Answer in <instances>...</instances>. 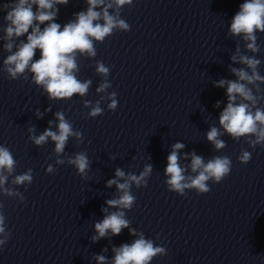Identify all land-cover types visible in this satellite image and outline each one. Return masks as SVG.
I'll use <instances>...</instances> for the list:
<instances>
[{"label":"clouds","instance_id":"obj_1","mask_svg":"<svg viewBox=\"0 0 264 264\" xmlns=\"http://www.w3.org/2000/svg\"><path fill=\"white\" fill-rule=\"evenodd\" d=\"M68 3L69 0H13L11 3L0 4V11L6 13L3 16V39L7 42L3 48L10 53L3 60L0 72L6 74L10 81L21 78L28 81L30 74V83L42 89L49 101L69 100L76 95L85 97L92 81L78 79V58H95L97 43H103L116 31L131 30L127 21L121 18V11L125 6H132L133 0H86V11L75 13V19L61 27V24L54 22L59 12L56 5ZM41 25L46 26L41 29ZM228 33L231 37L243 41L244 49L242 50L238 43L231 55L232 64L229 65V71L235 79L222 78L214 82L215 87L226 89L227 103L219 113V127L210 126L206 139L217 152L227 147L226 142L221 139L225 134L234 141L243 138L249 148L255 149L259 146L264 149V107L260 106L264 101V89L261 88V85H264V76L259 72L261 60L255 58V55L247 54H256L261 50L260 44L257 43V33H264V0H244L231 20ZM25 36L26 42L20 40L18 45L13 40L14 37ZM37 50L39 59H34ZM95 71L102 80L95 89L99 99L95 102L83 101V107L90 109L88 118L103 115L105 109L102 104L105 101H108L109 111L114 112L118 107L117 93L108 91L112 87L109 80L110 66L97 60ZM220 104L221 102L217 101L215 107L219 108ZM50 111L51 104L44 112L36 109L34 114L40 119ZM48 124L49 127L40 135H36L35 126L29 127V140L37 147L44 146L49 140L54 142L55 165L72 166L81 179L87 180L92 163L87 153L81 151L72 155L65 154L69 139L74 138L79 145L83 143V133L74 129L63 111H56L55 121L50 120ZM184 148L185 144L176 142L167 156L164 183L169 192L181 197H185L189 190H195L198 195L206 194L211 191L209 181L219 184L231 173L232 160L226 155H214L205 160L194 151L184 153L183 159L190 158V164L182 166L180 153ZM237 159L239 163L247 164L251 160V152L242 148ZM16 167L17 161L10 149L0 144V195L24 203L25 197L17 187L24 186L25 191L27 190V186L33 182V170L29 168L21 174H15ZM55 171L53 164H48L46 174H54ZM152 172L151 164H145L138 175L116 168L115 177L107 181L106 186L111 188L115 185L118 195L105 201L107 207L101 209L105 215L101 221L94 224L96 235L91 237L92 241L95 243L109 233L117 236L126 228L136 237L130 244L112 248L114 257L111 264H151L155 257L167 254L164 246L156 245L152 239L146 238L143 232L130 227L131 221L126 216V210H131L136 203L132 187H147ZM3 209L4 203L0 201V247L11 238ZM94 259L97 264H108V258L104 255H96Z\"/></svg>","mask_w":264,"mask_h":264}]
</instances>
